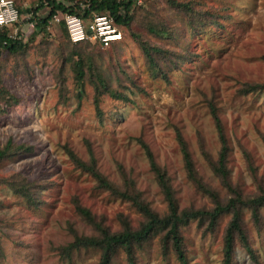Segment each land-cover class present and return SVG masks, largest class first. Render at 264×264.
<instances>
[{
    "label": "rangeland",
    "instance_id": "obj_1",
    "mask_svg": "<svg viewBox=\"0 0 264 264\" xmlns=\"http://www.w3.org/2000/svg\"><path fill=\"white\" fill-rule=\"evenodd\" d=\"M14 1L22 13L9 33L23 48L0 50V149L11 142L0 159V264H99V248L65 252L76 235L100 236L78 206L111 233L146 223L132 201L78 168L70 150L85 162L92 154L103 176L121 191L129 181L165 217L146 145L181 211L212 210L213 200L187 174L180 132L199 178L228 201L212 167L222 149L212 106L231 184L244 198L264 191V0H144L129 26H116L123 41L109 48L73 43L63 24L42 29L49 9L32 13L39 0ZM258 215L240 209L248 245L236 238L234 264H264V204ZM231 218L224 214L214 228L197 219L182 226L190 264H223ZM165 235L153 232L136 246L134 264H181ZM111 264H129L126 251L117 249Z\"/></svg>",
    "mask_w": 264,
    "mask_h": 264
},
{
    "label": "trees",
    "instance_id": "obj_2",
    "mask_svg": "<svg viewBox=\"0 0 264 264\" xmlns=\"http://www.w3.org/2000/svg\"><path fill=\"white\" fill-rule=\"evenodd\" d=\"M39 1L40 5L34 10H29V12L37 13L40 10L49 9L48 15L38 23V26L42 29L47 28L49 21L51 20L53 15L58 11L78 15L84 21L92 20L96 14L107 15L113 20V24L115 26H129L133 18L132 13L134 11V7L137 4L136 0H85V2L75 1L74 4L70 5L60 0ZM20 13H22V10H20ZM64 28L66 29L65 25ZM122 41L112 43L110 46L120 44ZM22 48L23 45L21 43L9 37L8 31L5 30L0 33V50L8 49L11 52H18ZM154 49L160 51L159 48ZM144 50L148 58L152 60L153 50L146 47H144ZM79 74L81 78L83 75V70L81 68H79ZM211 112L217 127V131L219 133V138L222 143L220 157L218 161L212 165V167L215 174L219 176L224 186L232 195L228 201L223 202L218 193L211 190L199 178L191 152L184 137L180 132H178L177 139L180 145L181 152L183 154L184 165L187 174L193 180V182H195L199 186L200 190L207 194L213 200L214 207L212 210L181 211L175 199L174 191L170 184L167 172H165L158 165L153 153L146 145H144V147L148 159L150 161L151 169L156 175V179L168 204L169 213L165 217H161L158 214L154 213L150 206L141 200L140 195L136 193L134 189H132V185L129 181L125 180L126 191H121L105 176H103L98 170L96 165V159L93 157L92 154L89 161L85 162L70 150V157L78 168L91 174L96 179L101 188L107 189L112 193L114 192L118 195L120 194L127 200L132 201L133 204L146 216L147 221L139 229H133L127 226L122 232L111 233L110 231L103 229L100 224L95 222L94 217L89 209L82 206H78V212L83 216L86 221L97 226L100 231V236L85 237L76 235L75 241L66 248L65 252L69 255L73 250L76 249L99 248L102 251L101 261L99 264H111L116 250L122 248L126 251L129 264H134L135 247L143 244V242L147 240L153 232L164 231L166 232L164 238L165 246L170 245L173 248L181 264H190L187 258L183 237L181 234L182 226L187 225L192 220L197 219L201 220L203 223L208 222L209 226L211 228H214L217 226L218 220L224 214H231L232 218L224 235L223 264H234L236 238L239 237L244 245H248V237L245 234L241 223L240 209H253L254 218L256 221H258V208L264 204V191L260 195H257L255 197L244 198L241 192H239V190L231 184L229 180V171L227 168L229 150L227 146L226 137L222 127L221 119L218 115L215 106L211 107ZM10 147L11 142L8 143L5 149H0V159L4 158L7 155Z\"/></svg>",
    "mask_w": 264,
    "mask_h": 264
},
{
    "label": "built area",
    "instance_id": "obj_3",
    "mask_svg": "<svg viewBox=\"0 0 264 264\" xmlns=\"http://www.w3.org/2000/svg\"><path fill=\"white\" fill-rule=\"evenodd\" d=\"M144 0H136L142 4ZM32 13L29 19L32 20ZM21 13L14 0H0V33L8 31L20 22ZM45 18V17H44ZM44 18H41L42 21ZM65 25L69 38L73 43H82L87 40L99 42L103 47H109L112 43L123 40V34L113 24V20L107 15L96 14L87 26L84 20L78 16L58 11L49 21V25ZM34 27V22H31ZM9 37L13 38L9 33Z\"/></svg>",
    "mask_w": 264,
    "mask_h": 264
}]
</instances>
